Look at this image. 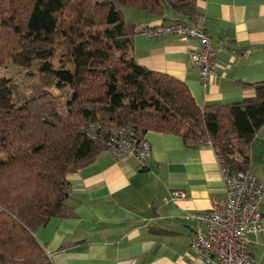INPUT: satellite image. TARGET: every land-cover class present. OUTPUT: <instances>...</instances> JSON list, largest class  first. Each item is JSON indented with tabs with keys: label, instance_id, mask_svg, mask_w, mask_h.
<instances>
[{
	"label": "trees",
	"instance_id": "obj_1",
	"mask_svg": "<svg viewBox=\"0 0 264 264\" xmlns=\"http://www.w3.org/2000/svg\"><path fill=\"white\" fill-rule=\"evenodd\" d=\"M126 8L199 18L195 0H0V66L31 70L26 90L0 76V264H52L34 232L70 215L67 175L107 151L118 128L209 143L250 170L264 81L252 97L199 105L184 82L135 61L141 29Z\"/></svg>",
	"mask_w": 264,
	"mask_h": 264
},
{
	"label": "crops",
	"instance_id": "obj_2",
	"mask_svg": "<svg viewBox=\"0 0 264 264\" xmlns=\"http://www.w3.org/2000/svg\"><path fill=\"white\" fill-rule=\"evenodd\" d=\"M195 7L216 49L214 76L204 83L189 58L195 41L172 35L136 33L135 61L184 82L199 105L252 97L251 85L264 81V0H195ZM133 15L139 29L182 19L172 10ZM144 138L151 149L146 167L135 157L102 151L67 175L70 215L51 218L34 232L52 264H205L191 248L203 225L188 215L207 211L223 193L216 153L209 143L188 147L176 134L149 131ZM249 159L250 171L264 182V124ZM173 190L185 196L173 198ZM263 238L264 224L251 237L257 260Z\"/></svg>",
	"mask_w": 264,
	"mask_h": 264
},
{
	"label": "built area",
	"instance_id": "obj_3",
	"mask_svg": "<svg viewBox=\"0 0 264 264\" xmlns=\"http://www.w3.org/2000/svg\"><path fill=\"white\" fill-rule=\"evenodd\" d=\"M183 21H170L146 26L141 34L146 37L176 36L180 41H195L189 48V58L198 69L201 79L207 82L215 74L216 49L201 26ZM150 144L130 129L118 128L113 132L107 152L116 158L132 156L146 167L151 157ZM223 193L211 200L205 212H193L188 218L203 225L195 231L191 248L205 264H264V238L260 259L250 252L251 237L263 229L264 213L260 210L264 196V182L250 170H236L216 154ZM173 198L185 193L171 191Z\"/></svg>",
	"mask_w": 264,
	"mask_h": 264
},
{
	"label": "rangeland",
	"instance_id": "obj_4",
	"mask_svg": "<svg viewBox=\"0 0 264 264\" xmlns=\"http://www.w3.org/2000/svg\"><path fill=\"white\" fill-rule=\"evenodd\" d=\"M137 13H140V11L131 10L129 8L124 9V17H125V19L127 18L128 21H130L131 23H135V25H136V15H133V14H137ZM134 40L136 42V35H135ZM60 66H61V64L56 59H54L53 67L54 68H59ZM64 67H67V66H64ZM30 71L31 70H25V69H17V70H15V69H13V67L11 68L10 66H8L7 68H5L3 66H0V76H2V75L3 76H5V75L6 76L15 75L16 78H18V81H19L20 85L23 87L24 90L27 89V82L29 81V79H31L28 76H26V74L28 72H30Z\"/></svg>",
	"mask_w": 264,
	"mask_h": 264
}]
</instances>
